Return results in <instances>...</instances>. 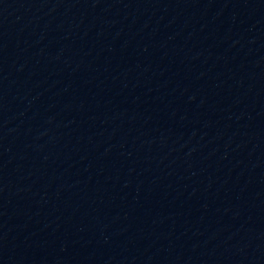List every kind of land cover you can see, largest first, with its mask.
I'll return each instance as SVG.
<instances>
[{
    "label": "water",
    "instance_id": "95a60500",
    "mask_svg": "<svg viewBox=\"0 0 264 264\" xmlns=\"http://www.w3.org/2000/svg\"><path fill=\"white\" fill-rule=\"evenodd\" d=\"M0 264H264V0H0Z\"/></svg>",
    "mask_w": 264,
    "mask_h": 264
}]
</instances>
